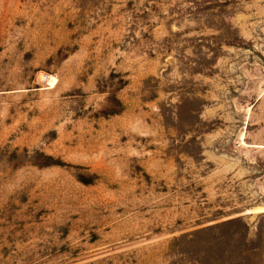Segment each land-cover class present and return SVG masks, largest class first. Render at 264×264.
<instances>
[{
	"label": "rangeland",
	"instance_id": "374dc122",
	"mask_svg": "<svg viewBox=\"0 0 264 264\" xmlns=\"http://www.w3.org/2000/svg\"><path fill=\"white\" fill-rule=\"evenodd\" d=\"M0 264H264V0H0Z\"/></svg>",
	"mask_w": 264,
	"mask_h": 264
},
{
	"label": "bare ground",
	"instance_id": "6f19581e",
	"mask_svg": "<svg viewBox=\"0 0 264 264\" xmlns=\"http://www.w3.org/2000/svg\"><path fill=\"white\" fill-rule=\"evenodd\" d=\"M56 82V80L53 77H49V84L53 85Z\"/></svg>",
	"mask_w": 264,
	"mask_h": 264
}]
</instances>
